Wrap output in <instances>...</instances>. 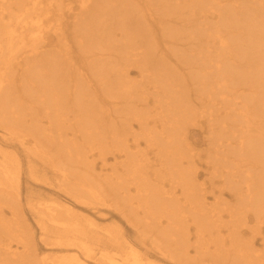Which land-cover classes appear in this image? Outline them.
<instances>
[{"label": "bare ground", "instance_id": "1", "mask_svg": "<svg viewBox=\"0 0 264 264\" xmlns=\"http://www.w3.org/2000/svg\"><path fill=\"white\" fill-rule=\"evenodd\" d=\"M172 1L183 6L180 16L169 13L166 0H51L63 22L46 29L45 0H0L2 139L31 144L30 154L47 165L45 177L46 171L57 175L78 203L107 201L130 225L124 229L136 244L121 240L119 227L106 229L95 252L86 242L92 231L55 204L62 210L46 205L38 213L44 240L75 251L51 259L25 257L26 244L12 249L10 242L18 241L10 237L24 221L12 196L20 169L3 149L5 264L9 256L19 257L18 264H158L153 258L176 264L195 257L202 263V254L211 253L235 264H264L253 249L254 236L264 245V84L259 89L251 81H264V0ZM227 2L231 23L246 27L251 40L234 42L240 36L220 29L218 21L228 23L220 12ZM129 23L138 36L117 33ZM231 80L247 83L252 94L231 98L225 90ZM221 202L229 207L225 216L215 210ZM241 219L252 220L255 230L245 239Z\"/></svg>", "mask_w": 264, "mask_h": 264}, {"label": "rangeland", "instance_id": "2", "mask_svg": "<svg viewBox=\"0 0 264 264\" xmlns=\"http://www.w3.org/2000/svg\"><path fill=\"white\" fill-rule=\"evenodd\" d=\"M164 1L165 0H163V2ZM50 3H51V0H45L44 5L47 7L48 17L47 19L41 20V24H43V28L44 26H46V29H48L47 28L48 25L54 26L58 22L60 23L63 22L62 12L61 14L54 12L57 10H55L54 5L53 6L49 5ZM228 5L229 4L227 2L225 3V6L222 7L223 9H220V12L226 11V14H227V18L225 19L224 23H227L226 20H228L227 25H224V26H221L220 24V22H222L223 20L218 21L220 25V29H222L223 32L228 35H230L231 33H232L231 35H233L235 33L236 36H240V39L234 38V42H238L245 38H248L251 40V37L247 33L246 27H243V29H241L240 24L236 25L235 23H233L234 25H236V28H235L233 24L231 23L232 20H231L230 10L227 11V9H229ZM61 7H63V5ZM164 7L168 8V10L170 11L169 13H174V15L180 16L183 6H180L178 8V6L175 5V1L166 0V3H164ZM64 9L65 8H63V11ZM233 11L231 13H234ZM54 18H55V21L53 20ZM209 22L211 24L212 19H210ZM250 22L251 21H248V23ZM247 27H250V26L247 25ZM251 29L255 30L253 28ZM123 32L128 35L133 32L135 34L133 36H138L139 34L136 31L134 23H129L127 27L123 28V30L122 28L117 30V33H123ZM49 35H50L49 37H54L53 36L54 34H49ZM256 37L257 36H254V38ZM54 40L52 44L55 43ZM24 42L25 44H30V41L25 40ZM238 45L240 49L244 45V41H241ZM255 50H258V52L256 53L263 52L261 51L260 47H254V51ZM251 51H252V47H249L246 52L249 53ZM180 55L187 56L188 50L181 52ZM228 55L229 54L227 52L225 57H228L234 64H236L237 57L235 55H233L234 57L231 55L229 56ZM237 66L243 71H245L246 69H249L248 66L246 65L244 68H242V66L244 65L237 64ZM185 67H187V65ZM195 67H197V65H195ZM241 70H240V73L242 72ZM131 74L133 76L135 75V73H131ZM187 80H188V77H187ZM251 81L255 84V87L259 89H263L262 86L264 84V81H261L260 79L258 80L252 79ZM247 86H248L247 83L240 82V81L235 82L234 80H231L230 87L227 86L225 90H226L227 95H229L231 98L236 96L238 100L239 99L245 100L247 97H249L252 94L251 92L247 90ZM251 118L254 120L262 119V117H260L259 115L255 113L251 115ZM6 133L7 131L0 127V150L2 151L3 149H8V151H10V153L15 157V161L16 162L18 161L16 164H18L20 172L16 176L15 181L17 183V186L14 188V190H12L13 192L12 196L15 198L17 197L19 199L18 203H16L15 201V207H16V210L20 211L24 216L23 218L24 221H22L21 226L18 228L19 230L17 233L18 236L16 238L10 237L11 240L18 241V243H16L15 241L10 242V246L12 249H15L16 251H21L22 244H26L25 257L32 256L34 254H39V256L42 255L45 257H48V255H51V259L52 258L63 259L65 258L63 256H66V252L73 253L75 251L74 248L68 249L70 251H66L67 249L65 247L58 248L54 244H51L53 242V240L51 239H49L50 241L44 240L45 236H43L44 233L41 231L42 223L38 221L37 219L38 213H39V210L42 209V207H45L46 205H50L51 207L62 210V208H60L59 206H55V204H59V205L62 204L68 207L71 213L74 215V219L78 220L77 222L81 224L80 227L83 228L85 226V229H84L85 231H89V230L92 231V235L89 232H87V234L90 236L86 238V242L89 245V247L92 248L95 252L98 251L101 245L100 238L102 237V235L107 234L106 229L113 230V229H118L119 227L120 230L119 229L118 230L123 235V236L119 235L122 237L121 240L123 241L130 240L132 244L135 242L132 231L124 229V226L131 228L130 225L125 221L123 216H121L118 211L114 210V208L110 204L107 205V201H105L104 204H100L98 202V205L78 203L79 201L74 199L71 195L68 194L69 192H67L64 189V185L58 184L59 179H57V175L54 176L51 172L46 171L45 172L46 177H45V175L43 174L44 173L43 171L47 170V165L41 164V162L39 161L41 159L39 157H37L36 155L30 154V149H27V147L30 148L31 144L22 145V143H20L19 141H16L15 137H12L13 140H10V139L4 140L2 138ZM195 137L199 141V144H201L200 148H202L204 145V142L203 144L200 143L201 139L203 138L202 135L198 133L196 134ZM30 165H32L33 169H31ZM98 166H99V162H97L95 166L96 169H98L97 168ZM214 180L216 181L217 178H214ZM214 189H217V188H214ZM223 197L230 202L232 200L227 193L223 194ZM110 199L111 197L108 200ZM207 199H208L207 200L208 202L212 203L213 197L210 193L208 194ZM232 201L234 203L232 206H230L231 210L235 209L236 207L235 200H232ZM0 203L2 204V206H4V204L1 201ZM9 203L11 204L13 203V201L10 200ZM224 207L227 209L228 204L223 205L222 202L221 204H218V203L215 204V210H220L221 211L220 214H222L223 216L226 215L225 214L226 211L224 210ZM2 209H3L4 217H6V220H9L10 218L9 212L7 211L6 208H2ZM220 218L222 220L221 222H227V219H228L227 217H223V218L220 217ZM241 222H242L241 224L239 223L240 224L239 230L241 231L239 235L243 239H245L247 236L249 237L252 235V230L255 231L254 229H252V227H254L253 221L249 219L248 221L244 223V221L241 219ZM43 224L46 225V223H43ZM242 225H245V228ZM46 228L47 230H49L48 227ZM21 231L25 233L26 235L25 239H23L20 236ZM263 235H264V228H263ZM1 239L8 240V238H4V237ZM253 240H254L253 249L255 247L257 250H260L261 252L258 254L264 255V245L262 241L260 240V237L254 236ZM133 245L136 246V244H133ZM189 253H190L189 254L190 256H194L193 250H190ZM0 256H2V260H0V264H5L3 260L5 259L6 255L2 253L0 254ZM202 256L204 257L202 258V263L200 262V259L198 257H195L194 259L184 260L185 261L184 263L176 262V264H235L233 261H231L230 256L228 255L226 256L224 254L217 255V253H213V254L211 253V254H202ZM9 257L11 260H9L8 264H18L19 257L18 258H15L14 256H9ZM153 259L158 264H170L166 261H162L157 258H153ZM87 264H100V263H98V261H90Z\"/></svg>", "mask_w": 264, "mask_h": 264}]
</instances>
